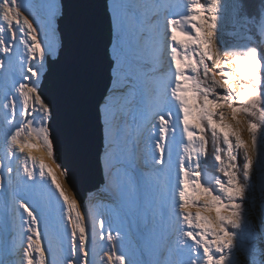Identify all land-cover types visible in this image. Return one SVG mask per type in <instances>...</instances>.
Instances as JSON below:
<instances>
[{
	"label": "bare ground",
	"instance_id": "6f19581e",
	"mask_svg": "<svg viewBox=\"0 0 264 264\" xmlns=\"http://www.w3.org/2000/svg\"><path fill=\"white\" fill-rule=\"evenodd\" d=\"M185 1L109 0L115 24L110 51L117 61L116 69L112 68L111 71V83L114 79L119 82L122 57L125 54L127 59L136 65L140 79L135 81L134 96L129 97V103L121 112L122 123L118 141L116 132L119 121L114 120L111 114L100 107L104 143L101 152L104 183L111 186L112 153L118 146L127 168L134 175L131 198L133 200L136 196V199L139 197L141 200L140 204L137 203L138 216L141 220H148L149 215L150 220H156L158 215L161 218V226L155 228L160 237L156 231L152 232L155 239L150 243L155 264H177L178 260L181 264L190 262L189 252L187 253L190 248L187 241L190 234L184 232L182 211H179L178 216L174 211L177 203L184 197L182 194L197 190L195 187L189 190V184L185 183V175L182 172L186 164L196 165L200 155L197 128L185 124V108L191 105L192 101L189 100L186 104L183 99L193 95L191 83L194 70L189 69L185 73L176 68L175 49L179 48L181 56L185 51L179 45L174 46L169 31L172 20L182 23L186 31H192L184 15V8H181ZM17 2L18 0L0 2V249L5 233L10 235V248H15L6 254L0 250V261L13 264L20 259V250L27 247L26 237L32 233L28 232V217L19 204L28 203L37 209V212L41 207L46 210L47 227L42 221L39 225L41 246L45 251L47 264H61V259L66 257L71 246L66 210L59 202L51 177L45 174L44 178H39L42 172L39 164L13 143L14 139L25 142L32 139L33 135L45 142L41 129H47L49 133L47 122L50 117L47 111L49 105L38 99L29 81L18 79L19 65H23V70H27L31 64L38 68L41 57L30 42V33L25 27V13L17 10ZM157 6H167V16L158 10ZM38 38L43 39V35ZM191 51L188 50L189 55ZM31 78L38 79L35 75ZM185 88L189 89L187 93L183 91ZM189 112L193 114V108H189ZM29 115L35 118L39 127L37 134L31 131L26 122ZM19 122L20 127L15 129L14 126ZM8 131L12 132V136L6 138L5 132ZM48 143L52 145L50 137ZM41 148L42 146L37 145L33 152L39 156ZM54 157V161L45 159V163L50 166L45 171L52 170L57 175L60 168L57 167L59 163L55 153ZM161 159L164 161V168L162 174L157 177L158 173L151 169ZM9 164L11 168H7ZM26 169L34 170L35 180L27 178ZM26 185L32 186L31 189H26ZM99 188L89 191L85 201H78L85 217L86 231L90 236L93 232L89 248L94 253L99 252L101 246L107 245L104 239L96 237V232L106 236L108 231L107 226L100 228V208L106 200L113 203L116 200L113 194L98 190ZM75 198L77 199L74 195ZM32 238L35 239L34 236ZM17 252H20V255H17ZM40 264H45V261Z\"/></svg>",
	"mask_w": 264,
	"mask_h": 264
},
{
	"label": "snow or ice",
	"instance_id": "6c2138e0",
	"mask_svg": "<svg viewBox=\"0 0 264 264\" xmlns=\"http://www.w3.org/2000/svg\"><path fill=\"white\" fill-rule=\"evenodd\" d=\"M21 3L23 8H21ZM223 4H225V0H208V3H202L197 0V2L193 3L190 8V16L187 18L192 29L191 32L186 31L183 24L176 20H172L169 26L174 46L179 45L185 51V54L181 56L179 55V48L175 49L176 68L185 73L189 69L198 72L201 71V65H203L202 70L211 77L212 88L207 90L210 94L206 96L204 101H200L195 95L183 97L186 104H188L189 100L192 101V104L185 108L187 116L185 124H191L196 128L200 127L198 116L189 112V108H193L198 112L199 109H195L196 105H207L204 111L213 122L215 121L213 114L220 109L227 108L231 114V121L235 123L236 130L233 132V123L228 122L227 118H225L224 124L221 125L222 130L225 134L231 133L239 137L242 121L238 117H255L258 114L260 123H247L250 143L240 139V147L243 149L244 163L242 166L245 169V179L249 182L254 178L264 181V158H261L259 140L260 128L264 124V94L260 91V86L264 83V77H262L264 61L259 60L255 50H251L247 57H241L237 53H223L220 51L216 42V32L219 20L218 13ZM16 7L17 10L25 13V27L30 33V42L34 46L35 52L41 57L38 68L35 64H31L27 70H23V65L21 64L19 65L18 74L22 80L29 81L33 93L37 94L38 99L43 101L40 88L51 70L49 61H58L65 47V40L61 30V21L64 16L63 0H18ZM260 8L261 17L258 20L253 19L251 21V30L259 35H264V0H260ZM157 9L163 11L167 16V6H157ZM30 17L33 19H30ZM41 32L43 33V39L38 38L41 36ZM189 49L192 50L190 55L188 54ZM225 57H228L227 61ZM232 57L236 58L233 59ZM109 58L112 60V68L115 70L117 61L111 54ZM8 59L9 66H11V57ZM213 67L215 71H210ZM226 67L232 70L226 71ZM32 75L37 76L38 79L33 80L31 78ZM139 79L140 73L136 65L128 60L127 54H125L122 57L119 82L117 83L114 79L110 83L109 89L105 92L100 105L105 112L111 114L114 120L119 121L116 132L117 141L122 123L121 112L125 105L129 103V97L134 96V83ZM182 79L184 78L182 77ZM183 91L187 93L189 89L185 88ZM226 92H234L235 96H226ZM214 96L217 99H214ZM228 100H231V103H227ZM47 111L50 115V106H48ZM14 127L18 129L20 122ZM41 134L45 142H41L39 137L33 135L32 139H28L25 142L14 139L13 143L26 152L30 159L39 164L40 169H42L39 178H44L45 174L47 177H51V183L55 185V189L58 190V195L66 207V220L71 226V235L73 237V245L69 247L68 254L65 257L67 264H129L128 256L120 252V247H131V242L127 240L126 235L121 232L119 227L115 229V235L110 230L107 231L106 236H101L99 232H96V237L106 239L108 243L101 246L99 252L94 253L89 248L93 232L90 236L86 231L85 217L81 212L78 200L74 199V194L70 195L62 187L58 176L52 170L45 171L46 168L50 167L45 163V159L54 161L55 150L54 146L48 143L49 133L47 129H41ZM9 136H12V132H5V137ZM46 143H48V146H46ZM37 145L42 146L39 156L33 152ZM254 157L256 158L255 162ZM112 161L113 179L111 186L104 183L98 190L110 192L114 195L118 204L109 205L108 210L119 219L121 213L127 216L134 206L131 198V192L134 190V175L127 168L123 153L118 150V146L117 150L112 153ZM163 162L162 159L158 161L161 164ZM57 167L60 168L59 175L67 178L63 174L61 167L59 165ZM7 168H11V165L9 164ZM25 174L29 180L36 179L34 170L26 169ZM11 182L10 177V187ZM31 187L26 185V189L30 190ZM185 187H187V184ZM244 191V186H241V191L236 194L237 197L242 196ZM206 192V189L203 190L198 197L201 203L206 202L205 206L200 208L199 216L208 225L212 235L215 237L216 235L227 233L228 228L225 225H229L237 229V231L231 232L228 240L223 241V248L216 244L215 252L209 249L207 244L202 245L201 249L194 250L189 264H210V261L215 264L224 249L228 250L227 255L223 257L225 264H264V260H256L252 257L251 252L257 245L252 242L251 238L246 239L243 235H240L239 245L236 244L238 233H243L244 231L242 215L231 213L226 216L225 212L229 211L228 205L215 201L212 195L205 194ZM182 195L187 194L184 193ZM13 199H15V196ZM37 203L39 206V202ZM19 207L27 214L28 232L32 234L27 235V247L20 250L22 255L17 252V255H20V259L13 262V264H40L41 261H45V264H47L46 254L41 246V234L39 231V225L42 220L45 227H47L46 210L41 207L40 211L37 212V209L32 208L28 203H20ZM186 207L188 206L186 205ZM94 227L96 228V224ZM100 228H104L103 221L100 222ZM109 229H111V223H109ZM77 233H79L80 237L78 245L74 243ZM33 236L35 239L32 238ZM117 241H124V244H118ZM258 242L264 245V238H259ZM12 250H15V248L10 249V251ZM199 257H203V260L199 259ZM0 264H4V262L0 261ZM177 264H181V262L178 260Z\"/></svg>",
	"mask_w": 264,
	"mask_h": 264
},
{
	"label": "rangeland",
	"instance_id": "374dc122",
	"mask_svg": "<svg viewBox=\"0 0 264 264\" xmlns=\"http://www.w3.org/2000/svg\"><path fill=\"white\" fill-rule=\"evenodd\" d=\"M195 2H197V0H186L181 4V8H184V15L187 18L190 16L191 5ZM199 2L208 3V0H199ZM242 10L243 7L240 0H225V4L221 5L220 11L218 13L219 20L216 32V42L218 48L223 53H237L241 57H247L250 51L254 49L249 44V39L242 32ZM41 35H43L42 32ZM232 58L235 59L236 57ZM227 59L228 57H225L226 61ZM202 69L203 65H201V71L193 72L191 83V91L193 95H195L200 101H204L206 99V96L210 94L207 90L212 88L210 75L205 73ZM225 70L231 71L232 69L226 67ZM210 71H215L214 67ZM18 79L22 81V78L19 75ZM260 91L262 94H264L262 89H260ZM225 95L234 97L235 93L226 92ZM214 99H217V97L214 96ZM227 103H231V100H228ZM206 108L207 105H196L195 109H199V111L197 112L193 109V114L197 115L200 121V127L196 130L200 140V155L198 162L196 165L186 164L182 170L183 174L185 175V183L189 184V190L191 187L192 189L195 187L197 190L186 192L187 195H184L182 201L177 203V207L174 211L177 216L179 211H182L183 223L185 226L184 232H186V234H190V237L187 239L188 245L190 247L187 251V253L189 252L188 257L190 258L193 251L196 249H201L202 245L204 244H207V247L212 249L213 252L216 251V244H219V246L223 248V241L228 240L231 232L237 231V229H234L229 225H225V227L228 228L227 233L223 235H216L215 237L212 235L208 225L205 224L199 216L200 208L204 207L206 202L201 203L198 200V197L201 195L203 190L206 189L207 192L205 194H211L215 201L228 205L229 211L225 212L226 216L230 215L231 213H238L242 215L244 231L243 233H238L236 244L239 245L240 235H243L246 239L251 238L252 242L257 245L251 252L252 257H254L256 260H264V245H261L258 242L259 238H264V181L260 180L259 178H254L251 182H249L244 177L245 169L243 166L242 170L239 167V162L244 163L243 149L240 147V139L250 143V135L247 131V123L251 121V118H259V115L257 114L255 117H238L242 121L241 133L238 137L231 133L225 134V132L222 130L221 125L224 124L225 118H227L228 122L233 123V132L236 130L235 123L231 121V114L227 108L220 109L213 114L215 116L214 122L205 113L204 109ZM207 133H209L212 141L216 140L214 142L215 145L213 146L212 143V147L210 148L213 161H215V164L218 167L217 171H213L215 173L208 172L202 163L203 158L205 157L206 153H208V150L206 149L208 140L206 135ZM260 150L262 154L261 158H263L264 146L261 144V142ZM253 159L255 162L256 158L254 157ZM163 168V164L157 163L155 167L151 169V171L157 172L158 177L162 174ZM57 176L62 187H64L70 195L74 194L77 197L79 203L83 202L79 200L75 191H73V189L67 185L64 176L59 174H57ZM139 184V188L143 190ZM241 186H244L245 191L242 196L237 197L236 194L241 191ZM56 192L61 206L66 210L62 199L58 195V190H56ZM133 200L135 203H133L134 206L131 210V213H129L127 216L121 213V217L119 219L110 210H108L109 205L118 204V201L115 200L113 203L106 200V202H103V205L100 208L102 221L105 224L104 226L108 227V231H112L113 235L116 234L115 229L119 227L121 232L126 235L127 240L131 242V247H120V252L128 256L129 264H155V260L152 259L150 243L155 239V236L152 234V232L156 231L157 235L159 234L156 229L158 226H161V218L158 215L156 220L154 218L150 220L151 215H149L148 220L147 218L141 220L138 216L139 206L137 204H140L141 200L139 197L136 199V196L133 198ZM186 205L188 207H186ZM109 223H111V229H109ZM68 231L70 244L72 246V229L69 224ZM79 239V233H77L74 243L78 245ZM99 242L100 241H98V243ZM104 242L106 244L108 243L106 239H104ZM117 243L123 245L124 241H117ZM204 250L206 251V249ZM227 253L228 250L224 249L215 264H225L223 257L224 255H227ZM199 259L203 260V257H199ZM61 262V264H67L65 258H62ZM184 264L189 263L185 261ZM210 264H212L211 261Z\"/></svg>",
	"mask_w": 264,
	"mask_h": 264
},
{
	"label": "water",
	"instance_id": "95a60500",
	"mask_svg": "<svg viewBox=\"0 0 264 264\" xmlns=\"http://www.w3.org/2000/svg\"><path fill=\"white\" fill-rule=\"evenodd\" d=\"M63 4L65 47L58 61H49L51 70L40 94L51 107L47 127L65 182L84 201L89 191L105 182L100 104L112 80L109 56L115 24L109 0ZM26 122L37 134L35 118L30 115ZM1 249L4 254L10 251L9 233L4 234Z\"/></svg>",
	"mask_w": 264,
	"mask_h": 264
},
{
	"label": "trees",
	"instance_id": "16d2710c",
	"mask_svg": "<svg viewBox=\"0 0 264 264\" xmlns=\"http://www.w3.org/2000/svg\"><path fill=\"white\" fill-rule=\"evenodd\" d=\"M242 3L243 10L241 12V22H242V32L243 34L249 39V44L255 50V53L258 54L259 60L264 61V37L263 35H259L251 30L253 19H260L261 17V8H260V0H240ZM262 77H264V72H262ZM260 89L264 92V83L261 84ZM250 122L260 123L259 118H251ZM207 135V145L206 149L208 153H206L205 157L203 158V166L206 170L210 173H215L213 171H217L218 167L213 161L212 155L210 153V148L215 145L214 141L210 137L209 133ZM260 142L264 146V124L261 125L260 128ZM219 142V141H217ZM223 145V144H222ZM264 158V156H263ZM239 167L242 170L243 163L239 162Z\"/></svg>",
	"mask_w": 264,
	"mask_h": 264
}]
</instances>
